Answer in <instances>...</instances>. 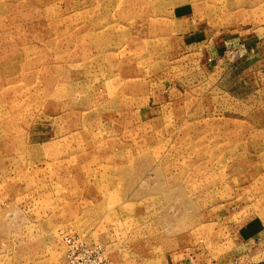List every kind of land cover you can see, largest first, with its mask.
<instances>
[{
	"label": "rangeland",
	"instance_id": "rangeland-1",
	"mask_svg": "<svg viewBox=\"0 0 264 264\" xmlns=\"http://www.w3.org/2000/svg\"><path fill=\"white\" fill-rule=\"evenodd\" d=\"M188 24L264 35V0H0V264H206L264 220L258 78Z\"/></svg>",
	"mask_w": 264,
	"mask_h": 264
},
{
	"label": "crops",
	"instance_id": "crops-1",
	"mask_svg": "<svg viewBox=\"0 0 264 264\" xmlns=\"http://www.w3.org/2000/svg\"><path fill=\"white\" fill-rule=\"evenodd\" d=\"M181 30L178 38L185 41L186 47L203 44L204 50L201 57L205 63L211 61L217 64L215 67L216 71H219L218 74L223 73V69H229L232 71L231 76L243 71L251 77L258 78L257 83L256 80L254 81V85H247V96L253 95V91L260 90L264 99V35L244 36L242 39L233 35L230 38L220 34L207 36L205 29H198L195 24L184 25ZM234 230L239 234L230 238L228 254L209 259V263H205L264 264V220L262 217L250 215Z\"/></svg>",
	"mask_w": 264,
	"mask_h": 264
}]
</instances>
